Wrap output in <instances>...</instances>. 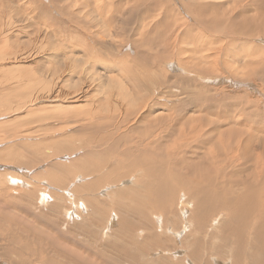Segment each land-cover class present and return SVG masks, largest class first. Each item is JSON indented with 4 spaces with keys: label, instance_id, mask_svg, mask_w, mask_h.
Here are the masks:
<instances>
[{
    "label": "rangeland",
    "instance_id": "374dc122",
    "mask_svg": "<svg viewBox=\"0 0 264 264\" xmlns=\"http://www.w3.org/2000/svg\"><path fill=\"white\" fill-rule=\"evenodd\" d=\"M262 11L0 0V264H264Z\"/></svg>",
    "mask_w": 264,
    "mask_h": 264
},
{
    "label": "bare ground",
    "instance_id": "6f19581e",
    "mask_svg": "<svg viewBox=\"0 0 264 264\" xmlns=\"http://www.w3.org/2000/svg\"><path fill=\"white\" fill-rule=\"evenodd\" d=\"M259 5H260V4H259ZM217 6H218V5H217ZM201 7H202V6H201ZM203 8H207V6L204 5V7H202V10H204ZM202 10H201V11H202ZM229 16H230V15H229ZM260 17L264 18V12H263V11L261 12ZM245 22L248 23L246 20H245ZM202 23H203V22H202ZM252 93H253V92H252ZM258 94H259V93H258ZM194 101H195V100H194ZM211 119H212V118H211ZM175 120H176V119H175ZM212 120H213V119H212ZM111 121H112V120H111ZM207 121H208V120H207ZM173 122H174V121H173ZM188 122H189V121H188ZM209 123H210V122H208V124H209ZM166 124H167V123H166ZM208 124H207V125H208ZM214 124H215V122H214ZM173 125H174V124H173ZM152 127H153V126H152ZM155 127H156V126H155ZM155 127H154V128H155ZM221 127H222V126H221ZM150 128H151V127H150ZM231 129H232V128H231ZM229 131H231V130H229ZM153 132H154V131H153ZM212 133H213V132H212ZM241 133H242V132H241ZM179 135H180V134H179ZM156 138H157V137H156ZM233 139H234V138H233ZM139 140H140V139H139ZM143 140H144V139H143ZM144 141H145V140H144ZM145 142H146V141H145ZM135 143H136V142H135ZM138 143H139V142H138ZM130 144H131V142H130ZM143 144H144V142H143ZM143 144H142V145H143ZM146 144H147V143H146ZM136 145H139V144H136ZM136 145L133 144V146L137 147ZM140 145H141V144H140ZM140 145H139V146H140ZM147 145H148V144H147ZM183 145H184V144H183ZM229 145H230V144H229ZM229 145H227V146H229ZM139 146H138V147H139ZM225 146H226V143H225ZM225 146H224V147H225ZM129 147H131V146H129ZM135 147H134V148H135ZM138 147H137V149H138ZM140 147H141V146H140ZM140 147H139V148H140ZM134 148H133V149H134ZM217 148H218V147H217ZM230 148H232V147H230ZM130 149H131V148H130ZM143 149H144V148H143ZM143 149H141L140 151H142ZM178 149H181V147L178 148ZM224 149H225V148H224ZM146 150H147V149H146ZM137 151H138V150H137ZM143 151H144V150H143ZM178 151H179V150H178ZM178 151L175 152V154H176V155L174 154L175 156H177V154H178L177 152H178ZM180 151H181V150H180ZM180 151H179V153H180ZM182 151H183V149H182ZM182 151H181V152H182ZM185 151H187V149H186ZM128 152L131 153V152H134V150L131 151V152H130V151H128ZM138 152H139V151H138ZM127 154H128V153H127ZM127 154H125V155H127ZM180 154H182V153H180ZM129 155H130V154H129ZM127 156H128V155H127ZM182 156H183V155H182ZM180 157H181V156H180ZM181 158H182V157H181ZM216 158H217V157H216ZM206 159H207V158H206ZM174 162H175V161H174ZM174 162H173V163H174ZM229 162H230V161H229ZM176 163H177V162H176ZM188 163H189V162H188ZM139 164H141V163L138 161V165H139ZM208 164H209V163H208ZM219 164H221V163H219ZM190 165H192V164H190ZM97 166H98V165H97ZM171 166H172V165H171ZM171 166H170V167H171ZM213 166H214V165H213ZM226 166H227V165H226ZM134 167H135V166H134ZM173 168H174V166L172 167V169H173ZM175 168H176V167H175ZM175 168H174V169H175ZM179 168H181V167H179ZM192 168H193V167H192ZM227 168H228V167H227ZM174 169H173V170H174ZM176 169H177V168H176ZM176 169H175L174 171H176ZM194 169H196V168H194ZM199 169H200V168H199ZM146 171H147V170H146ZM177 171H178V170H177ZM195 171H196V170H195ZM199 171H200V170H199ZM231 171H232V170H231ZM239 171H240V170H239ZM261 171H262V170H261ZM147 172H148V171H147ZM156 172H157V171H156ZM263 172H264V171H263ZM145 173H146V172H145ZM165 173H166V172H165ZM175 173H176V172H175ZM175 173H174V175L176 176ZM179 173H180V172H179ZM179 173H178V174H179ZM182 173H183V174H182ZM182 173H181L182 175H185L187 172H186V173L182 172ZM201 173H202V171H201ZM201 173H200V175H201ZM260 173H261V172H260ZM151 174H153V172H151ZM172 174H173V171H172ZM189 174L191 175V173H189ZM202 174H203V173H202ZM220 174H221V173H220ZM167 175H168V174H167ZM193 175H194V174H193ZM196 175H197V174H196ZM222 175H223V174H222ZM203 176H206V174H203ZM203 176H202V177H203ZM191 177H192V175H191ZM198 177H199V176H198ZM221 177H222V176H221ZM185 178H186V177H185ZM230 178H231V177H230ZM217 179H218V177H217ZM193 180H194V179H193ZM193 180H192L191 182H193ZM177 181H178V180H177ZM206 181H208V180H206ZM214 181H215V179H214ZM181 182H182V181H181ZM181 182H180V183H181ZM198 182H199V181H198ZM209 182H210V181H209ZM216 182H217V180L215 181V185H216ZM220 182H223V180H219V182H217V183H220ZM225 182H226V181H225ZM199 183L201 184V182H199ZM203 183H204V182H203ZM230 183H231V182H230ZM242 183H244V182H242ZM242 183H241V184H242ZM245 183H246V182H245ZM247 183H248V182H247ZM188 184H189V183H188ZM220 184H222V183H220ZM220 184H219V185H220ZM198 185H199V184H198ZM207 185H208V184H207ZM215 185H214V186H215ZM217 185H218V184H217ZM219 185H218V187H219ZM223 185L225 186L226 184L224 183ZM244 185H245V184H244ZM190 186H191V185H190ZM214 186H213V187H214ZM195 187H196V188L198 187V186L196 185V183H195ZM201 188H202V187H201ZM201 188H200V189H201ZM216 188H217V187H216ZM221 188H222V187H221ZM162 189H164V188H161V190H162ZM200 189H199V190H200ZM205 189H206V188H205ZM214 189H215V187H214ZM207 190H208V188H207ZM210 190H211V189H210ZM216 190H217V189H216ZM224 190H225V189H224ZM260 190H262V189H260ZM203 191H204V190H203ZM211 191H212V190H211ZM188 193H189V192H188ZM231 193H232V192H231ZM199 194H200V193H199ZM201 194H202V193H201ZM250 194H251V193H250ZM223 195L228 196L227 192H226V194H223ZM223 195H222V196H223ZM246 195H247V194H246ZM246 195H244V197H245ZM252 195H253V194H252ZM206 196H207V194H206ZM222 196H219V197H222ZM229 196H230V194H229ZM229 196H228L227 198H229ZM250 196H251V195H250ZM260 196H262V195H260ZM263 196H264V195H263ZM197 197H198V196H197ZM197 197H196V198H197ZM244 197H243V198H244ZM251 197H252V196H251ZM238 198H239V197H238ZM240 198H241V197H240ZM232 199H233V198H232ZM232 199H231V200H232ZM248 199H250V198H248ZM258 199H259V198H258ZM262 199H264V198H262ZM197 200H198V199H197ZM236 200H237V197H236ZM210 201H211V200H210ZM234 201H235V200H234ZM236 202H237V201H236ZM155 205H156V203H155ZM227 205H228V204H227ZM227 205H226L225 207H227ZM232 205H233V204H232ZM260 205H261V204H260ZM206 206H207V205H206ZM243 206H245V205H243ZM228 207H229V206H228ZM228 207H227V208H228ZM227 208H226V209H227ZM260 208H261V207H260ZM209 210H210V209H209ZM250 210H251V209H250ZM242 211H243V210H242ZM244 211H245V210H244ZM233 213H234V212H233ZM235 213H236V212H235ZM233 217H234V216H233ZM233 217H232V218H233ZM249 219H250V218H249ZM234 220H235V219H234ZM244 221H245V220H244ZM250 221H251V223H252V220H250ZM261 221H262V220H261ZM245 222H246V221H245ZM239 223H240V222H239ZM251 223H246L245 226H242V225H241V227H242L244 230H248V229L253 228V227L255 226L254 224H251ZM241 224H242V223H241ZM243 225H244V224H243ZM256 225H258V224H256ZM257 227H258V226H257ZM254 228H255V227H254ZM259 228H260V227H259ZM236 229H237V228H236ZM239 229H240V226H239ZM127 230H128V229H127ZM237 231H238V230H237ZM246 232H248V231H246ZM236 233H237V232H236ZM209 239H210V238H209ZM102 249H103V248H102ZM105 250H106V249H105ZM117 253H118V252H117ZM119 260H120V259H119Z\"/></svg>",
    "mask_w": 264,
    "mask_h": 264
}]
</instances>
